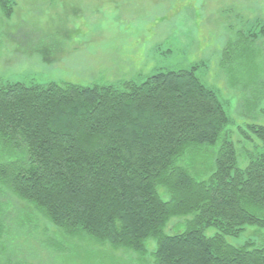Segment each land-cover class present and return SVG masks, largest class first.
I'll return each instance as SVG.
<instances>
[{
	"label": "trees",
	"instance_id": "trees-1",
	"mask_svg": "<svg viewBox=\"0 0 264 264\" xmlns=\"http://www.w3.org/2000/svg\"><path fill=\"white\" fill-rule=\"evenodd\" d=\"M16 7L15 0H0L8 21ZM237 39L222 53L223 68L239 44L264 39V21L249 22ZM205 64L159 72L140 84L0 80V143L21 159L0 163V193L34 208L60 236L86 235L141 256L153 240L149 264H264L263 235L260 244L227 240L247 227L264 230V127L238 128L256 141L241 169L227 131L233 120L197 75ZM217 146L213 173L196 178L186 159ZM4 210L0 202V241ZM188 216L186 230L166 233L173 218ZM209 229L216 235L207 236Z\"/></svg>",
	"mask_w": 264,
	"mask_h": 264
},
{
	"label": "rangeland",
	"instance_id": "rangeland-1",
	"mask_svg": "<svg viewBox=\"0 0 264 264\" xmlns=\"http://www.w3.org/2000/svg\"><path fill=\"white\" fill-rule=\"evenodd\" d=\"M8 21L0 12V80L27 85L49 82L82 86L143 83L159 72L191 68L216 90L233 124L239 167L255 153L254 142L238 128L264 127V39L238 45L226 68L222 53L249 22L264 21V0H15ZM232 55V54H231ZM217 147L200 148L185 166L198 179L215 168ZM17 153L0 143V163L20 165ZM162 194L163 190H159ZM166 199V198H164ZM6 233L0 241V261L11 264H149L156 248L147 242V255L77 235L56 234V228L34 208L8 191L0 193ZM192 216L173 218L167 234L186 230ZM209 229L206 235L215 236ZM264 230L247 227L234 246L263 242ZM59 244L65 252H55ZM50 246H53L50 248ZM67 249V250H66ZM7 257V258H6ZM7 262V261H6Z\"/></svg>",
	"mask_w": 264,
	"mask_h": 264
}]
</instances>
